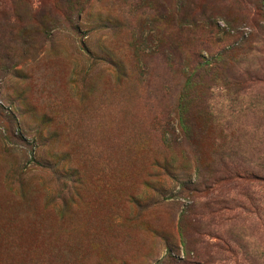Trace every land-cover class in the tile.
Instances as JSON below:
<instances>
[{"label": "rangeland", "instance_id": "1", "mask_svg": "<svg viewBox=\"0 0 264 264\" xmlns=\"http://www.w3.org/2000/svg\"><path fill=\"white\" fill-rule=\"evenodd\" d=\"M0 264H264V0H0Z\"/></svg>", "mask_w": 264, "mask_h": 264}]
</instances>
